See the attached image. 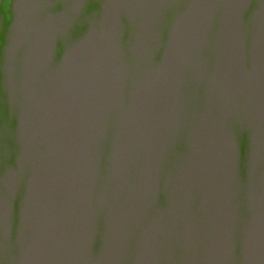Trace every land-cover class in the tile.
<instances>
[{
	"label": "water",
	"instance_id": "water-1",
	"mask_svg": "<svg viewBox=\"0 0 264 264\" xmlns=\"http://www.w3.org/2000/svg\"><path fill=\"white\" fill-rule=\"evenodd\" d=\"M0 264H264V0H0Z\"/></svg>",
	"mask_w": 264,
	"mask_h": 264
}]
</instances>
